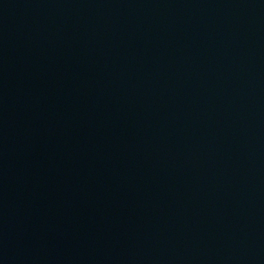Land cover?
Segmentation results:
<instances>
[{
  "label": "water",
  "instance_id": "water-1",
  "mask_svg": "<svg viewBox=\"0 0 264 264\" xmlns=\"http://www.w3.org/2000/svg\"><path fill=\"white\" fill-rule=\"evenodd\" d=\"M0 264H264V0H0Z\"/></svg>",
  "mask_w": 264,
  "mask_h": 264
}]
</instances>
